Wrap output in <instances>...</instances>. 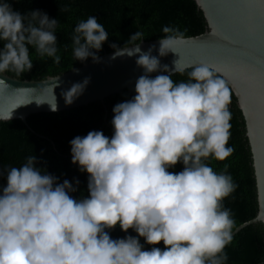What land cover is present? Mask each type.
<instances>
[{
	"label": "clouds",
	"instance_id": "9594fccd",
	"mask_svg": "<svg viewBox=\"0 0 264 264\" xmlns=\"http://www.w3.org/2000/svg\"><path fill=\"white\" fill-rule=\"evenodd\" d=\"M58 23L0 0V77L29 72L30 48L58 64ZM162 32L147 51L141 50L140 31L129 37L139 43L126 50L110 45L113 58L136 56L142 74L134 95L114 105L110 137L92 130L69 142L71 163L87 174V195L74 197L80 181L60 182L37 166L35 155L0 171V264H227L235 220L223 201L237 185L227 163L217 172L208 161L224 162L234 152L228 146L231 90L206 61L178 67L179 57L171 69L162 65L160 58L184 42L178 28L164 26ZM107 39L95 16L80 20L71 37L74 60L99 62L96 53ZM185 72L186 81L174 82L173 75ZM88 83L85 78L64 91L65 104ZM52 97L35 102L55 112ZM178 164L180 171H170ZM117 227L125 235L113 239Z\"/></svg>",
	"mask_w": 264,
	"mask_h": 264
},
{
	"label": "trees",
	"instance_id": "16d2710c",
	"mask_svg": "<svg viewBox=\"0 0 264 264\" xmlns=\"http://www.w3.org/2000/svg\"><path fill=\"white\" fill-rule=\"evenodd\" d=\"M13 8L21 14L33 10L46 13L58 20L56 29L57 55L60 62L54 63L51 58L39 59L34 49L30 48L33 60L32 69L17 77L14 73L5 75L26 81L44 80L69 72L85 63L75 61L72 54V34L80 20L95 16L108 33L107 41L98 57L115 50L110 47L116 44L120 49L138 44L129 37L135 32L143 34V41L160 39L165 34L164 26L178 28L184 37H194L205 31L202 13L193 0H8ZM190 71V69H189ZM174 82L186 81L187 73L172 76ZM134 87L119 94L112 95L99 102L60 113L34 114L26 119V125L20 120L0 122V171L10 167L21 166L30 155L37 157V166L46 169L58 177L60 182L67 179L80 181L74 197L87 195V174L80 173L77 166L71 163L70 141L76 136H85L89 131L101 130L106 136L112 135V109L119 102L130 99ZM231 129L228 146L234 148L233 154L224 162L209 160L214 171L220 172L228 164V174L237 185L236 190L226 198L224 207L232 212L235 220L234 230L240 225L255 218L257 213L256 187L252 168V157L246 138L245 124L236 99L231 91ZM177 165L170 171H180ZM5 183L0 176V186ZM129 235H136L129 230ZM125 233L117 227L111 232L113 239L122 238ZM143 243V240H141ZM163 248V244L158 245ZM147 247V246H146ZM227 264H264V227L260 223L249 225L237 232L232 243L226 247Z\"/></svg>",
	"mask_w": 264,
	"mask_h": 264
},
{
	"label": "water",
	"instance_id": "95a60500",
	"mask_svg": "<svg viewBox=\"0 0 264 264\" xmlns=\"http://www.w3.org/2000/svg\"><path fill=\"white\" fill-rule=\"evenodd\" d=\"M193 1L202 13L205 31L198 36L184 37V42L175 46L176 53L169 52L160 62L170 69L179 57L178 67L200 61L211 63L228 81L236 99L252 157L257 213L254 219L237 227L235 235L256 223L264 227V0ZM157 41H143L141 50L147 51ZM114 52L103 54L99 62L90 61L44 80H18L3 74L0 77L3 79L0 81V122L20 120L26 125L30 115L60 113L97 102L104 104L110 96L134 87L142 74L135 63L137 57L113 58ZM152 55H157L155 49ZM85 78H89V83L83 93L71 105H66L62 93ZM52 93L57 103L55 112L47 103L36 104L35 101H51Z\"/></svg>",
	"mask_w": 264,
	"mask_h": 264
}]
</instances>
